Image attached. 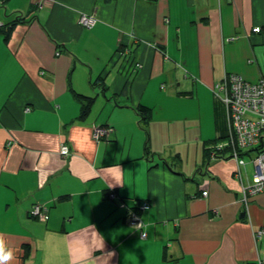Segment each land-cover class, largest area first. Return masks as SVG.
<instances>
[{"label": "crops", "instance_id": "crops-1", "mask_svg": "<svg viewBox=\"0 0 264 264\" xmlns=\"http://www.w3.org/2000/svg\"><path fill=\"white\" fill-rule=\"evenodd\" d=\"M80 12L99 22L83 29ZM227 74L264 78V0H0V234L12 264L264 258V192L248 205L241 193L253 154L238 167L211 142L223 135L212 88ZM71 87L95 97L84 118ZM206 100L215 136L200 126L190 140ZM141 105L152 108L147 131ZM97 126L109 134L95 140ZM192 152L195 170L171 165ZM132 200L151 206L142 230L124 221ZM34 204L47 220L30 216Z\"/></svg>", "mask_w": 264, "mask_h": 264}, {"label": "built area", "instance_id": "built-area-1", "mask_svg": "<svg viewBox=\"0 0 264 264\" xmlns=\"http://www.w3.org/2000/svg\"><path fill=\"white\" fill-rule=\"evenodd\" d=\"M97 22L96 17H89L82 13L79 23L87 28H92ZM254 31H259L255 28ZM215 96L222 101L226 109L228 121V136L224 145L219 149H229L231 157L237 161L239 166L246 163L241 154L250 152L253 154L251 162L255 167L253 180L243 188V201L246 203L248 197L254 196L264 191V78L256 82H249L240 75H225L212 88ZM248 117V118H247ZM106 127L97 126L93 130L95 140H100L109 134ZM70 148L62 144L60 154L67 156ZM206 196L207 192H203ZM110 198H115V194H109ZM139 209L146 211L149 205L138 204ZM48 210L41 204H34L30 216L47 220ZM127 222L130 226L142 229L143 223L140 217L130 210L127 215ZM264 235V230L258 232V237ZM142 238H146V233L142 232ZM259 264H263L259 261Z\"/></svg>", "mask_w": 264, "mask_h": 264}, {"label": "trees", "instance_id": "trees-1", "mask_svg": "<svg viewBox=\"0 0 264 264\" xmlns=\"http://www.w3.org/2000/svg\"><path fill=\"white\" fill-rule=\"evenodd\" d=\"M23 21H25V20L22 19V18H18L17 17L16 20L6 24L4 26V28L1 29L2 32H4L6 34V37H5L6 41H8V39L10 38L11 33L14 30V28L16 27L17 23L23 22ZM5 28H6V30H5ZM229 75L230 74H227V76H229ZM103 81H104V78L99 76L93 83V85H95V86H101L102 87V92L106 91V87H105V84H104ZM100 82H101V84H100ZM70 89H71L72 94L74 96L78 97L80 101H82L80 117L81 118L86 117L88 115V113L90 112V110H91V106L93 104V101L95 100V97L81 95L75 89H73L72 87ZM212 93L214 95L216 116L218 117V119L219 118L221 119V117L223 118V121L221 119V121H218V122H217V118H216L217 128H219L221 130V133H223L222 137H220L221 139L218 138V139H215V140L211 141L212 143H216V146H217L219 140H223V139L226 140L227 139L226 137L228 136V121H227L226 109L224 107V104L222 103V101L220 99H218L215 96L213 91H212ZM137 111H138V114L140 116V122H141L143 128L145 129V131H147L148 130L147 129L148 128V124L150 123L151 117H152L151 116L152 115L151 114L152 113V108L141 105V106L137 107ZM107 129H109V127H107ZM227 151L230 154V150H227ZM224 152H226V151H223L222 153H224ZM245 155H250V152L241 154V157H243ZM65 198H66V196H65ZM124 202H126V200L123 199V203ZM144 202L149 204L148 201H144ZM139 203H143V202L142 201L140 202L139 200H136L135 205L132 208H130V209H133L134 212L140 217L141 216L140 214H141L142 210L139 209V206H138ZM128 214H129V212H128ZM127 215L124 218L125 222H127Z\"/></svg>", "mask_w": 264, "mask_h": 264}, {"label": "rangeland", "instance_id": "rangeland-1", "mask_svg": "<svg viewBox=\"0 0 264 264\" xmlns=\"http://www.w3.org/2000/svg\"><path fill=\"white\" fill-rule=\"evenodd\" d=\"M175 104V102L172 104H169V108L170 107H173ZM206 106L204 105L203 103V110L200 115H196V114H193V117H192V122H190V125L193 124H196L197 125V128L195 130H191L189 131V139L192 140L196 134L199 133V128L200 126H203V133L205 136H208V137H214L215 136V132H214V128H213V124L212 122L210 121V116H211V113L209 111V108L211 110V107H210V102L209 100L207 101L206 100ZM190 109H191V113H192V110L193 108L196 106L195 103H191V104H188L187 105ZM183 110H186V109H183ZM167 111V110H166ZM156 113V112H155ZM207 113V115L205 114ZM157 114L154 116L155 119H157ZM175 116L179 115L178 113H175L174 114ZM198 120H201V124H199ZM225 141L226 140H219L218 142V146L220 145H224L225 144ZM150 157V160H151V155L149 156ZM183 162V165L186 167V168H190V169H194L195 170V152H192V156H187V155H184L183 157L179 156L177 159H174V163H172L171 165H180V162ZM197 169V168H196ZM137 190H139V186L137 187ZM135 200L133 201L132 200V204H134ZM132 227V226H131Z\"/></svg>", "mask_w": 264, "mask_h": 264}, {"label": "bare ground", "instance_id": "bare-ground-1", "mask_svg": "<svg viewBox=\"0 0 264 264\" xmlns=\"http://www.w3.org/2000/svg\"><path fill=\"white\" fill-rule=\"evenodd\" d=\"M41 4H42V2H41ZM82 13H85L87 16H89V17H96L97 18V22H96V24L92 27V28H90V29H93L96 25H97V23L99 22V19H98V17H97V15L95 14V13H90V12H80L79 13V17H80V15L82 14ZM79 17H78V23H79ZM79 26H81L83 29H86V30H90V29H87V28H85V27H83L80 23H79ZM256 28H259V31H254V29H253V31L254 32H261L262 31V28L261 27H256ZM137 66L138 67H141L142 65L141 64H137ZM250 82V81H249ZM248 118V117H247ZM227 138V137H226ZM217 148H215V150H218V151H221V152H223V151H227V150H229V149H219L218 148V146H216ZM246 153V152H245ZM251 154V153H250ZM230 156H231V154H229ZM232 158V157H231ZM243 158V157H242ZM234 159V158H233ZM244 160V159H243ZM245 161V160H244ZM237 162V161H236ZM245 163H246V161H245ZM238 165V164H237ZM238 167H240L239 165H238ZM255 172V171H254ZM238 174L240 175V172H238ZM254 175V174H253ZM252 180H253V177H252ZM251 183V182H250ZM247 186V185H246ZM245 186H243V188H244ZM243 188H242V192H243ZM203 192H207V195H208V191L207 190H205V191H202V193H201V195L202 196H204L203 195ZM241 192V193H242ZM264 192V191H263ZM263 192H260V193H263ZM259 194V193H258ZM206 195V196H207ZM257 195V194H256ZM205 196V197H206ZM250 197H252V196H250ZM250 197H248V200H247V202L245 203L244 201H243V195H242V201H243V203H245V205H248V202H249V198ZM144 203V202H143ZM149 205V204H148ZM150 205H149V209H150ZM148 209V210H149ZM147 211V210H146ZM142 212H144V211H142ZM140 219H141V217H140ZM141 221H142V219H141ZM143 223V222H142ZM143 227H145V225L143 224ZM143 227H142V229H143ZM133 228H135L136 229V227H133ZM138 230H142V229H139V228H137ZM144 232V231H143ZM144 233H146V232H144ZM141 234H142V232H141ZM146 237H147V233H146ZM142 238V237H141ZM142 239H145V238H142ZM262 239H264V235L262 236V237H258L256 240H258V241H260V240H262ZM259 261H261L263 264H264V258H258L257 259V262H256V264H259Z\"/></svg>", "mask_w": 264, "mask_h": 264}, {"label": "clouds", "instance_id": "clouds-1", "mask_svg": "<svg viewBox=\"0 0 264 264\" xmlns=\"http://www.w3.org/2000/svg\"><path fill=\"white\" fill-rule=\"evenodd\" d=\"M14 258V250L8 246L5 237L0 234V264H12Z\"/></svg>", "mask_w": 264, "mask_h": 264}]
</instances>
